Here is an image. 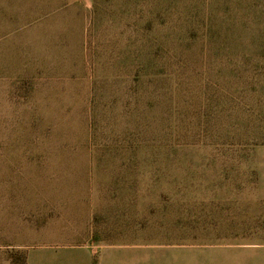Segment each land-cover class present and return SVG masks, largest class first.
Wrapping results in <instances>:
<instances>
[{
  "label": "rangeland",
  "instance_id": "374dc122",
  "mask_svg": "<svg viewBox=\"0 0 264 264\" xmlns=\"http://www.w3.org/2000/svg\"><path fill=\"white\" fill-rule=\"evenodd\" d=\"M36 18L0 31V221L20 241L49 221L71 233L99 200L127 208L92 215L108 234L140 222L147 264H257L235 199L264 187V0H77Z\"/></svg>",
  "mask_w": 264,
  "mask_h": 264
},
{
  "label": "crops",
  "instance_id": "0c3cea01",
  "mask_svg": "<svg viewBox=\"0 0 264 264\" xmlns=\"http://www.w3.org/2000/svg\"><path fill=\"white\" fill-rule=\"evenodd\" d=\"M76 1L0 0V31L22 30L21 26H16L17 22L21 25L30 24L40 19L36 17L62 14L63 10ZM104 191L114 190L112 188ZM238 192L240 193L235 199L238 210L235 234L245 249L241 258L257 256L259 253L257 264H264V249L258 252L255 250L264 247V242H259L264 240V229L257 225L258 203H264V187H241ZM104 197L111 198V202L116 198L115 195ZM96 203L98 205L84 209L83 216L78 221L80 226H76V231L73 230L74 227L71 233L66 232L60 223L49 221L32 228V231H27V239L20 241L18 223L10 221L4 225L0 221V237L4 236L7 240L5 247L10 252L5 260L0 256V264H12V249L19 248L23 249L25 254V264H147L148 255L143 242L145 232L140 222H136L135 218L127 217L129 221L123 218L125 221L120 223L123 224L117 226L120 227L119 230L108 234L110 224L94 222L92 215L97 213L110 217L115 212L127 213V208L99 205V200ZM140 211L139 204L133 212L136 214Z\"/></svg>",
  "mask_w": 264,
  "mask_h": 264
},
{
  "label": "trees",
  "instance_id": "16d2710c",
  "mask_svg": "<svg viewBox=\"0 0 264 264\" xmlns=\"http://www.w3.org/2000/svg\"><path fill=\"white\" fill-rule=\"evenodd\" d=\"M17 254H18V251H14V252L11 253V260L12 261L15 262ZM21 261H22V264H25V254H24V252H23V255L21 257Z\"/></svg>",
  "mask_w": 264,
  "mask_h": 264
}]
</instances>
